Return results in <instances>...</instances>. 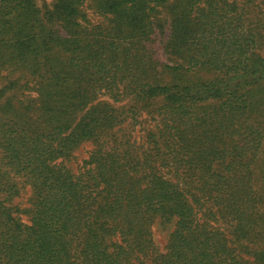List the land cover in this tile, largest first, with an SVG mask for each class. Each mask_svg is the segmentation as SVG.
Listing matches in <instances>:
<instances>
[{
    "label": "trees",
    "instance_id": "obj_1",
    "mask_svg": "<svg viewBox=\"0 0 264 264\" xmlns=\"http://www.w3.org/2000/svg\"><path fill=\"white\" fill-rule=\"evenodd\" d=\"M252 4L0 0V264H264Z\"/></svg>",
    "mask_w": 264,
    "mask_h": 264
},
{
    "label": "rangeland",
    "instance_id": "obj_2",
    "mask_svg": "<svg viewBox=\"0 0 264 264\" xmlns=\"http://www.w3.org/2000/svg\"><path fill=\"white\" fill-rule=\"evenodd\" d=\"M37 4L39 5V7L41 8V10L46 11L47 9H49V7L52 4V0H36ZM252 6H254L256 8V12L253 13L252 15H250L251 17L254 18V16H257L258 18H263L264 17V0H254V4H252ZM94 18V17H93ZM94 19H99V17H95ZM81 155H85V150L80 151ZM22 201L23 206H26V201L25 199H19L16 200L15 203ZM26 219V216H25ZM174 227V221L173 223H167V222H162V221H158L155 225H154V236H155V240L157 245L163 250L165 248V245L167 243L168 240V236L170 234V232L173 230Z\"/></svg>",
    "mask_w": 264,
    "mask_h": 264
}]
</instances>
